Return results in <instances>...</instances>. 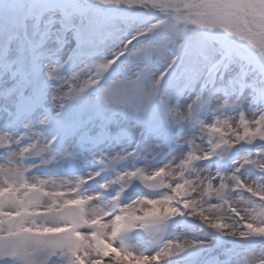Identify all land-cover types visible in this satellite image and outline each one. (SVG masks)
<instances>
[{"label":"snow or ice","instance_id":"obj_1","mask_svg":"<svg viewBox=\"0 0 264 264\" xmlns=\"http://www.w3.org/2000/svg\"><path fill=\"white\" fill-rule=\"evenodd\" d=\"M75 8L0 0V264H264V0ZM107 106L143 122L132 151Z\"/></svg>","mask_w":264,"mask_h":264},{"label":"rangeland","instance_id":"obj_2","mask_svg":"<svg viewBox=\"0 0 264 264\" xmlns=\"http://www.w3.org/2000/svg\"><path fill=\"white\" fill-rule=\"evenodd\" d=\"M91 3H94V0H90ZM16 3L22 4V5H30V6H36V5H42L45 6L46 10L49 11L51 7L54 6H60L62 8V11L68 12L72 15H77V10L75 8V5L82 4L81 0H16ZM128 8L127 6H121L120 8ZM137 10H149V9H144L142 7L135 8ZM49 12H61L59 10V7L56 9H52ZM132 16L137 17L138 19L133 23L132 29L134 30L136 27L140 26L141 20H146L151 17L149 14H129ZM3 17L0 16V31L3 30ZM79 23V19L76 21ZM76 47V42L74 40L70 41L68 45H65L64 50L60 53L59 59L61 63H65V71L67 74H70L68 72L69 67L72 68V70H75L74 67L71 64L70 57L72 56V50ZM136 69L134 66L130 65L128 67V72H134ZM89 95H94L91 90H89ZM88 103H94L93 101L89 100ZM257 108V105L253 102H249V99H246L243 105V110L251 113L255 111ZM71 110V109H69ZM230 115L235 116L236 113L232 112L229 113ZM105 115L108 117H111L115 120H123L125 122V129H126V134L124 137L119 140V141H110L105 147H108L109 150H114V151H119L121 148H127L128 151H132L134 148V142L136 141V137L141 131V129L144 127L143 122L139 121V119L132 114H129L125 116L122 111L119 109L118 106H107L105 108ZM209 119L211 118V114H209ZM132 124L135 125V127H127V125ZM20 127V126H16ZM0 128H4V123L2 120H0ZM4 130H9V131H15V128L11 129H4ZM183 135L187 136H197L199 137L202 135V133L199 131L198 128H191V127H186L182 133ZM149 140H147V143L150 144H158L161 142V137L151 135L148 137ZM197 144H199V140L196 141ZM142 147L140 148V151L142 153L143 149V144L141 145ZM239 147V146H238ZM156 151H159L158 149ZM243 154V153H241ZM182 155V150L180 148H173L172 150H169V148L165 147L163 153L157 157V161L163 160L164 162H168L173 159V157H180ZM154 161V162H157ZM146 161L137 159L135 157H130L127 160L121 162V166L129 167L132 168L134 166H145ZM223 163V162H222ZM86 170H91V167L87 168ZM187 226L192 229V230H199L200 229V223L197 222L196 220H192L191 218H184ZM227 247H231L230 245H227Z\"/></svg>","mask_w":264,"mask_h":264},{"label":"water","instance_id":"obj_3","mask_svg":"<svg viewBox=\"0 0 264 264\" xmlns=\"http://www.w3.org/2000/svg\"><path fill=\"white\" fill-rule=\"evenodd\" d=\"M84 2H85L86 5H88V0H85ZM117 11H118V12H122V13H123V12H126L124 9H123V10H121V9L118 10V9H117Z\"/></svg>","mask_w":264,"mask_h":264},{"label":"clouds","instance_id":"obj_4","mask_svg":"<svg viewBox=\"0 0 264 264\" xmlns=\"http://www.w3.org/2000/svg\"><path fill=\"white\" fill-rule=\"evenodd\" d=\"M71 70H72V68H71V67H69L68 71L70 72Z\"/></svg>","mask_w":264,"mask_h":264},{"label":"bare ground","instance_id":"obj_5","mask_svg":"<svg viewBox=\"0 0 264 264\" xmlns=\"http://www.w3.org/2000/svg\"><path fill=\"white\" fill-rule=\"evenodd\" d=\"M197 221V220H196ZM197 222H199V221H197Z\"/></svg>","mask_w":264,"mask_h":264}]
</instances>
